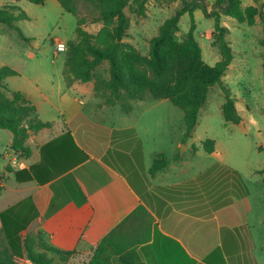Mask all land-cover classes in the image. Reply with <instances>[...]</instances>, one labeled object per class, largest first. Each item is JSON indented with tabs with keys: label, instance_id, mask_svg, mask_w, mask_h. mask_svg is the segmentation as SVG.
Segmentation results:
<instances>
[{
	"label": "crops",
	"instance_id": "0c3cea01",
	"mask_svg": "<svg viewBox=\"0 0 264 264\" xmlns=\"http://www.w3.org/2000/svg\"><path fill=\"white\" fill-rule=\"evenodd\" d=\"M242 2L244 8L256 5L254 0ZM63 71L49 76L53 86L58 84L57 97L35 88L49 111H41L25 89L14 91L31 100L37 117L53 127L30 137V157L13 152L18 163L11 162L18 171L45 159L41 179L46 180L18 182L8 173V180L14 178L17 185L0 214L9 210L27 224L25 236L41 237L63 251L80 248L68 264L89 262L103 239L140 207L145 212H139L134 223L141 233L151 229V240L138 247L143 264H264V210L255 214L248 188L245 196L241 188L238 196L236 188H227L229 177L232 181L239 171L220 157L213 174L212 167L188 173L183 159L174 161L162 148L161 122L139 116L145 100L135 102L130 114L104 102L98 109L93 107L98 98L95 83L77 82L68 88ZM118 113L128 119L117 120ZM66 133L74 143L65 138L51 144ZM160 154L169 165L153 175L151 168ZM210 155L218 156L217 147ZM52 174L56 176L47 179ZM7 189L8 184L3 193ZM228 209L234 210L226 213Z\"/></svg>",
	"mask_w": 264,
	"mask_h": 264
},
{
	"label": "trees",
	"instance_id": "16d2710c",
	"mask_svg": "<svg viewBox=\"0 0 264 264\" xmlns=\"http://www.w3.org/2000/svg\"><path fill=\"white\" fill-rule=\"evenodd\" d=\"M28 1L43 5L47 0ZM57 1L65 11L78 17L77 39L68 43L63 71L68 88L77 82H94L96 97H103L107 106H120L127 114L133 111L135 102L146 100L148 94L155 100H169L184 113L183 143L193 138L200 113L208 102L211 90L216 86L224 93L222 113L225 121L234 125L243 121L236 99L224 82L235 59V52L228 41L230 28L222 24V17H230L249 26H255L259 17L264 25V0H254L256 5L246 8L242 0H214L211 11L205 0H181L182 6L161 25L158 35L151 39L146 56L125 41L131 27L126 10L136 7V13L145 16L150 0H82L95 11L94 21L102 24L96 34L84 29L87 20L80 16L78 0ZM197 10H202L206 17L215 20L212 45L219 49L221 59L214 66L205 62L203 49L195 37ZM187 13L191 16V29L187 37L178 42L174 34ZM29 19L28 14L17 5L0 9V25L16 32L22 41L28 43L33 39L24 34L18 22ZM261 45L264 47V38ZM105 62L109 65V79L98 72ZM20 75V72L9 66L0 68V129L12 132L13 151L20 157L27 158L33 153L28 144L30 137L43 129L52 128L53 123L40 120L36 115V106L22 92L9 94L5 81ZM65 138L74 143L71 134L66 133L51 144L55 145ZM203 146L208 154L216 151L215 140L207 139ZM1 158L0 156V160ZM83 158H87L84 152ZM43 160L30 169L16 171L7 167V171L14 173L18 182L38 180L43 183L46 180L41 179L46 165L45 159ZM168 165L165 154H160L151 173L155 175ZM260 173L264 174V169ZM55 176L48 175L47 179ZM3 190V177H0V197ZM245 202L249 201L246 199ZM233 210L228 209L226 213ZM139 212H145V209L140 207L107 235L93 252L89 262L84 264H143L138 247L151 240V229L148 234L141 233L140 226L134 223ZM0 219L4 234L0 242V264H19L18 261L24 258L31 264H68L79 255L80 248L63 251L47 244L41 237L25 236L27 224L20 222L9 210L2 212Z\"/></svg>",
	"mask_w": 264,
	"mask_h": 264
},
{
	"label": "rangeland",
	"instance_id": "374dc122",
	"mask_svg": "<svg viewBox=\"0 0 264 264\" xmlns=\"http://www.w3.org/2000/svg\"><path fill=\"white\" fill-rule=\"evenodd\" d=\"M205 1L211 11L214 0ZM13 5L19 6L30 17L29 20L18 22V26L33 40L30 43L22 41L16 32L0 25V68L9 66L21 74L8 78L5 85L10 95L14 91H19L18 89H25L24 91L29 92L38 101L40 109H43L41 111H49L47 106L41 103L42 96L35 88H40L44 94L58 96V84L55 83L53 86L49 76L63 71L67 51L57 52L56 44L62 42L68 48V43L77 39L78 17L65 11L57 0H47L43 5H36L28 0H0V9ZM181 6V0H150L146 6L145 16L136 13V7L127 8L131 27L125 41L135 46L142 55H148L151 39L158 35L161 25ZM78 7L80 16L87 20L84 29L96 34L102 24L94 21L95 11L82 0H78ZM195 20V37L203 49V58L207 64L214 66L221 59L219 49L212 45L215 20L206 17L202 10L195 12ZM222 24L230 28L228 41L235 52V59L224 77V82L230 87L236 99L243 121L239 125L225 121L222 113L225 98L219 86L211 90L208 102L200 113L193 138L187 143H183L181 138V133L185 130L184 113L171 101L155 100L148 94L143 108L145 111L143 112V109L142 112L139 111V116L142 114L147 120L161 122L162 148L168 151L174 161L183 159L185 162L182 167L190 174L208 167H212L210 173L213 174L215 172L213 166L220 157H223L229 166L241 174L233 175L232 181L229 177L227 188L231 186L236 188L237 196L240 188L243 195H247L248 188L255 214H258L264 210L262 205L264 174L260 173L264 169V47L261 45L264 25L259 17L255 26H249L226 16L222 17ZM191 25V16L187 13L182 17L174 34L178 42L187 37ZM98 72L105 79H109L108 63L105 62ZM38 76L42 77V80L36 85L32 84L31 81ZM94 102L96 103L93 107L98 108L104 99L99 97ZM118 114L117 120L128 119L126 114ZM207 139L216 141L217 157L205 151L203 142ZM12 142V132L0 129V156L7 159L5 162L2 158L0 160L3 165L0 177H3L4 187L8 184L7 192L3 191L0 197V210L7 206L6 203L13 196L12 189L17 185L14 178L8 180L7 167L12 166V161L18 163V159L12 156L13 149H9L12 148ZM232 192L234 193V190ZM3 236L0 220V242ZM18 263L31 264L26 258L19 260Z\"/></svg>",
	"mask_w": 264,
	"mask_h": 264
},
{
	"label": "built area",
	"instance_id": "2783aa9c",
	"mask_svg": "<svg viewBox=\"0 0 264 264\" xmlns=\"http://www.w3.org/2000/svg\"><path fill=\"white\" fill-rule=\"evenodd\" d=\"M56 48H57V52H59V53L66 52L68 49L66 44L62 43V42H58L56 44Z\"/></svg>",
	"mask_w": 264,
	"mask_h": 264
},
{
	"label": "water",
	"instance_id": "95a60500",
	"mask_svg": "<svg viewBox=\"0 0 264 264\" xmlns=\"http://www.w3.org/2000/svg\"><path fill=\"white\" fill-rule=\"evenodd\" d=\"M12 149H14V147L12 146Z\"/></svg>",
	"mask_w": 264,
	"mask_h": 264
}]
</instances>
